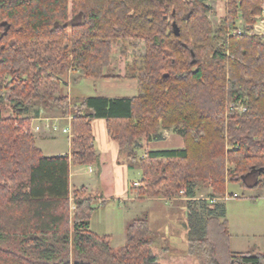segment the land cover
I'll use <instances>...</instances> for the list:
<instances>
[{
  "label": "trees",
  "instance_id": "1",
  "mask_svg": "<svg viewBox=\"0 0 264 264\" xmlns=\"http://www.w3.org/2000/svg\"><path fill=\"white\" fill-rule=\"evenodd\" d=\"M209 1L0 0V264H161L145 219H133L113 249L110 236L88 230L95 197L70 192V166L97 160L95 119L105 121L120 162L140 174L133 198L182 202L188 256L264 264V253L231 252L216 201L245 199L228 194V184L264 190V39L249 35L264 0H219L215 28ZM126 42L143 45L141 63L114 74L112 48ZM72 72H80L73 84L135 80L138 94L72 102L62 81ZM37 102L44 108L33 111ZM5 105L13 114L2 118ZM54 114L66 121L70 151L46 157L31 120ZM162 131L183 147L142 153L141 141H161ZM205 188L212 203L196 199Z\"/></svg>",
  "mask_w": 264,
  "mask_h": 264
},
{
  "label": "crops",
  "instance_id": "2",
  "mask_svg": "<svg viewBox=\"0 0 264 264\" xmlns=\"http://www.w3.org/2000/svg\"><path fill=\"white\" fill-rule=\"evenodd\" d=\"M219 0H215L218 2ZM222 4V12H219L218 18L224 16V3ZM78 81H87L91 90H87V96H98L104 98H123L122 95H115V90L120 91H137L135 80L120 79H78ZM76 82V83H77ZM75 83V84H76ZM71 86V84H69ZM89 91H91L89 93ZM134 94V93H132ZM85 97V96H84ZM129 98L135 95L127 96ZM83 98V97H82ZM75 99V101H80ZM52 118L51 124L61 129L66 125V121L56 114L49 116ZM42 125L41 123H39ZM91 132L93 136V147L97 154V160L93 165L89 166H70L69 168V189L70 192L83 189L88 194L93 195L94 201L92 206L96 210L88 221V230L97 236H110L114 234V226L120 224L125 231V222L135 215L138 205L146 201H167L163 199H145L137 200L129 193L130 185L136 183L139 179L131 177V171L120 162L118 145L110 139L106 132V124L103 119H95L91 122ZM57 130V129H56ZM44 135L39 132H33L36 146L42 151L46 157H54L58 155L69 154L70 144L67 142L66 149L56 151L54 153H45L44 145L46 140L55 139L56 132L53 130H42ZM62 134V133H61ZM63 135V134H62ZM65 135V134H64ZM40 138L38 141L37 139ZM183 147L182 139L171 132H166L161 141H150L142 143V151H165L180 150ZM140 178V177H139ZM228 201L238 204V210L230 214L228 209ZM104 202V203H102ZM225 206V219L228 224V232L230 234V250L233 253H261L264 251V197L258 200L236 201L234 198L223 200ZM120 212L121 217L117 219L116 213ZM122 222V223H121ZM124 226V227H123ZM121 246L125 239L119 240ZM123 242V243H122ZM257 243L259 246H257ZM111 246V245H110Z\"/></svg>",
  "mask_w": 264,
  "mask_h": 264
},
{
  "label": "rangeland",
  "instance_id": "3",
  "mask_svg": "<svg viewBox=\"0 0 264 264\" xmlns=\"http://www.w3.org/2000/svg\"><path fill=\"white\" fill-rule=\"evenodd\" d=\"M209 8L212 12L208 15V19L211 24V28H215L219 23L218 14L222 12V4L218 1H209ZM124 50V51H122ZM125 55H122L123 53ZM122 53V54H121ZM141 54H144L143 45L137 42H126L125 44L114 45L112 48V56H111V64L112 68L116 69L113 71L114 74L120 73V75H126L125 69L126 67L135 65L136 67L141 63L140 59ZM70 74V73H69ZM80 72H72L70 77L67 75L65 78H62V81L67 80L71 86L69 87V97L72 102L75 99H80L84 96H87V90L92 91V87H90L87 81H78L76 84H73V78L78 77ZM4 80L10 82L11 77L5 76ZM67 90V89H66ZM64 90V92H66ZM89 91V93L91 92ZM115 95H122L123 97L127 96H137L138 92L131 91H120L118 89L115 90ZM134 93V94H132ZM43 103V102H42ZM37 102L32 106V110H36L37 108H44V105ZM4 112L1 114L2 118L8 117L13 114L12 109L8 106H4ZM24 117L20 116L19 118ZM32 123V122H31ZM40 125V124H38ZM41 126V125H40ZM56 138L46 140L44 142L47 150L44 149L45 153H54L56 151L66 149L68 138L67 135L61 132V129L57 126ZM52 131V132H54ZM169 131H162V135ZM30 133L34 135V133L30 129ZM63 135H62V134ZM39 135H44V131H40ZM38 141L40 138L37 139ZM35 143L37 141L35 140ZM144 143V140L141 141V144ZM143 153V151H142ZM131 177H135V179H139L140 174L136 170L131 171ZM228 194H233L239 197H244L245 199H240L236 201H244L248 198H255L258 200L259 198L264 197V190H253V189H245L241 187L240 184H228L226 187ZM210 190L205 188L203 190H199L197 192V200L204 201L207 204L212 203L210 199H208V194ZM70 199L73 200L72 196ZM222 203L220 200H216ZM70 211H73V201L70 200ZM200 203V202H199ZM181 201H146L143 204L138 205V208L135 212L136 216H133L128 222H125L126 226L135 218L145 219L147 221L148 229L150 232L153 241L155 242L154 252L159 256L161 264H202V261L196 257L188 256L185 253V239H186V230L184 227L185 224V208ZM228 209L230 214L234 213V211L238 210V204L233 201H228ZM117 219H120L121 213L117 211L116 213ZM122 223V222H121ZM124 227V226H123ZM114 234L111 237L110 245L113 249H117L121 246L119 240L125 239V231L120 224H116L114 226ZM123 243V242H122ZM257 246L259 244L257 243ZM260 247V246H259ZM261 253H264L261 252Z\"/></svg>",
  "mask_w": 264,
  "mask_h": 264
},
{
  "label": "built area",
  "instance_id": "4",
  "mask_svg": "<svg viewBox=\"0 0 264 264\" xmlns=\"http://www.w3.org/2000/svg\"><path fill=\"white\" fill-rule=\"evenodd\" d=\"M241 24V21H239ZM232 34H235L234 32ZM250 36H255L258 38H263L264 39V6L261 7V13L255 17L254 23L250 27L249 31ZM232 108V106H230ZM239 111L242 110V107L236 108ZM72 118L69 116L66 120L70 121ZM51 119H46V118H36L31 120V131L32 132H40L42 130H56V126L54 124L50 123ZM41 123L42 125H38ZM61 132L64 134L69 135V128H62ZM136 184V183H134ZM228 198L225 197L223 200H227Z\"/></svg>",
  "mask_w": 264,
  "mask_h": 264
},
{
  "label": "water",
  "instance_id": "5",
  "mask_svg": "<svg viewBox=\"0 0 264 264\" xmlns=\"http://www.w3.org/2000/svg\"><path fill=\"white\" fill-rule=\"evenodd\" d=\"M173 31H174L175 35H177V34H178V30H177V28H176L175 24H173ZM191 57H192L191 64H193V62H194V60H193V58H194V55H193V53H192V52H191Z\"/></svg>",
  "mask_w": 264,
  "mask_h": 264
}]
</instances>
